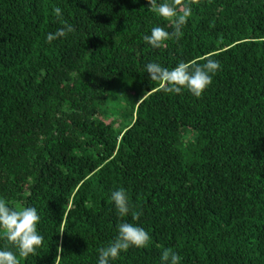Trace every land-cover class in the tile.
<instances>
[{"label":"trees","instance_id":"obj_1","mask_svg":"<svg viewBox=\"0 0 264 264\" xmlns=\"http://www.w3.org/2000/svg\"><path fill=\"white\" fill-rule=\"evenodd\" d=\"M190 7L181 38L153 48L143 37L173 28L147 0H0V199L34 207L44 237L23 258L0 229V250L98 264L130 222L149 244L109 264H161L165 248L181 264H264V0ZM205 56L221 67L199 98L145 68ZM121 187L136 221L111 200Z\"/></svg>","mask_w":264,"mask_h":264},{"label":"clouds","instance_id":"obj_2","mask_svg":"<svg viewBox=\"0 0 264 264\" xmlns=\"http://www.w3.org/2000/svg\"><path fill=\"white\" fill-rule=\"evenodd\" d=\"M152 11L156 12L164 20L170 22L173 31H166L164 27L156 26L151 29L150 35L143 39L153 48L166 46L165 42L171 39L179 40L183 35L182 28L191 16V2L195 0H147ZM57 17L62 16L59 7L54 8ZM71 24L65 22L64 27L58 29L54 34L48 33L46 42L51 43L59 37H66L74 31ZM204 63L198 61L179 62L174 68L169 69L159 63L150 62L146 64V72L149 78L160 83L161 90L165 93L180 94L182 89H187L192 95L199 98L211 85L213 75L220 70V62L211 58L203 57ZM111 200L121 217L131 214L132 220L139 219L142 212L134 209L130 203L129 196L124 188H119L111 193ZM40 216L34 207L13 208L8 202L0 199V229H3L7 241L18 249L19 256L27 258L35 254L37 248L43 244L44 237L38 233L37 224ZM62 233V232H61ZM151 237L148 232L130 222H122L118 225V234L106 247L98 250V264H109L110 260L118 258L122 251L129 247L144 248L149 244ZM59 253H63L61 246L57 247ZM161 264H181L180 255L171 248H165L161 253ZM0 264H20L17 255L10 250H0Z\"/></svg>","mask_w":264,"mask_h":264}]
</instances>
